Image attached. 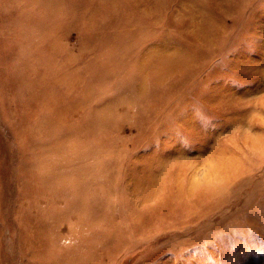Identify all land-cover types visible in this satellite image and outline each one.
<instances>
[{"label":"rangeland","instance_id":"1","mask_svg":"<svg viewBox=\"0 0 264 264\" xmlns=\"http://www.w3.org/2000/svg\"><path fill=\"white\" fill-rule=\"evenodd\" d=\"M0 264H264V0H0Z\"/></svg>","mask_w":264,"mask_h":264}]
</instances>
